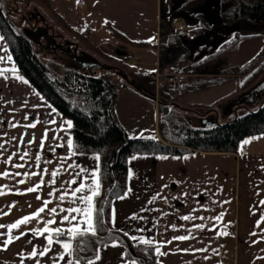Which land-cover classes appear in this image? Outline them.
<instances>
[{
	"label": "crops",
	"instance_id": "obj_1",
	"mask_svg": "<svg viewBox=\"0 0 264 264\" xmlns=\"http://www.w3.org/2000/svg\"><path fill=\"white\" fill-rule=\"evenodd\" d=\"M78 5L84 11L98 15L104 22L107 21L105 23L109 28L118 30L130 39L157 42L168 29L184 33L190 38L198 32L196 21L187 20L188 16L175 15L177 17H172L168 24L163 22L160 0H79ZM200 11L210 25L201 32L207 36L219 34L220 30H213L215 24L222 23L218 4L204 5ZM242 21L235 24L233 31L246 37L231 52L235 59L227 54L226 61H223L225 64H230V59L233 64L245 62L264 43V31L260 26L257 28L256 23H252V28L250 26L245 30L243 25L246 24H242ZM116 47L129 52L121 44H116ZM151 49L156 53V49ZM8 55L11 53L5 42L0 40V57H4L0 60V70H3V75H0V144H4V148L0 149V173L7 170L13 174L37 172L40 175L30 179L24 176H0V188L6 193L0 195V225L4 226L0 227V264H37V261L40 264H53L54 260L58 264H67L68 260L76 259L63 253L62 244L48 245L46 237L49 233L43 230L45 227L51 231L56 227L68 229L73 224L82 225L79 213H75L77 221L69 223L61 219L68 213L60 212L59 209L84 208V204L78 200L73 204L70 198L60 201L58 196L68 191V182L73 179L78 183L93 182L91 173L98 168V155L95 152H75L69 149L67 140H72V135L68 131L67 122H72L71 118L47 102L17 70L14 59L7 60ZM127 56L130 63L146 64L139 55ZM205 66L207 63L201 67ZM204 71L202 73L209 76L219 70ZM17 76H22L28 83H23ZM124 89L136 93L134 95L141 99L142 95L132 88ZM157 117L156 111L150 126L151 132L143 136L161 138ZM196 118L193 119L194 123L202 122V118ZM52 120L55 123H50ZM33 123L36 127H27ZM13 124L17 126L12 127ZM46 132L47 139L41 148V140ZM30 140H34V143L29 144ZM24 152L28 156L21 161L19 156ZM13 153L17 155L12 156ZM37 155L40 156L39 167L35 161ZM9 156H12L11 163H4ZM21 163L25 167H13ZM126 164V189L111 201L110 222L114 210L116 228L128 233L130 239L132 236L142 237L153 241L155 248L160 247L164 254H156L158 264H264V221L257 225V221L264 217V204L261 203L264 201V129L242 137L236 150L188 149L180 153H135L127 157ZM60 168L62 171L56 177V183H49L52 180L50 173ZM81 168L87 171L81 172ZM42 169L48 171L45 173ZM129 172L132 173L131 177ZM41 177L45 183L40 189L27 192L26 189L38 184ZM20 179H25L26 183H17ZM76 186L78 184L71 185L72 188ZM126 192L125 199H118ZM43 201H50L48 209L57 208L55 216L46 209L27 224L15 229L8 228L17 220L35 213L43 206ZM134 215L136 218H132ZM186 215L193 219L183 220L182 217ZM216 216H221V219H213ZM50 219L56 222L46 224ZM197 224L204 227L194 228ZM21 232L25 235H20ZM224 232L227 235H220ZM9 235L18 236L19 239L6 244ZM184 235H191L192 238L173 239ZM113 244L118 246L113 247ZM46 247L51 248L47 255L35 258L29 256L34 248L39 252ZM97 249L100 250L101 259L95 264H132L133 260L138 264L133 257L122 256V253L126 254V246L117 240L100 244ZM61 254L65 255V259H58ZM95 255L89 259L95 260ZM87 260L80 261V264H87Z\"/></svg>",
	"mask_w": 264,
	"mask_h": 264
},
{
	"label": "trees",
	"instance_id": "obj_2",
	"mask_svg": "<svg viewBox=\"0 0 264 264\" xmlns=\"http://www.w3.org/2000/svg\"><path fill=\"white\" fill-rule=\"evenodd\" d=\"M205 1L160 0L161 18L168 24L178 12L193 11L197 22L196 28L202 31L208 27L200 11V6ZM30 6L38 12L29 0H0V35L4 37L3 41L16 63L17 70L47 102L61 114L71 118L72 128L68 131L72 135L73 151L95 152L99 156V196L94 198V205L96 209H102L100 217L104 223L98 227L96 237L72 241L74 248L80 243L79 250L74 251L72 257L74 259L79 257L80 261H85L95 255L100 244L117 240L126 246V255L136 259L138 264H158L153 243L144 245L139 241H133L123 231H119L120 229L113 228L110 222L111 201L126 189L127 157L135 153H180L188 149L236 150L237 143L242 137L262 131L264 92L257 95L255 103L233 105L231 108L235 114L232 118L222 123H214V118L208 125H206L208 118H205L203 123H188L180 111L184 108L176 105V99L183 94L204 91L231 80H236L237 95L247 90L264 75V43L251 58L241 64H232L219 74L211 76L196 74L186 76L181 82H162L157 90L153 79L144 81L141 79L145 75L140 76L136 71L112 67L111 69L117 70L120 75L123 76L122 72L126 74L122 79L124 87L150 97L157 105V128L161 138L129 136L116 118L117 92L110 79L96 74L94 68H81L60 49H57V53L63 65L59 73L53 72L42 61L34 49L30 36L38 21L42 22L41 26L47 28V33L54 34L52 35L54 39L59 38L61 46L73 50L74 43L64 41L63 35L53 26H49L42 13L40 15L43 20L30 13L28 11ZM219 15L226 25L242 19L258 23L264 20V0H219ZM109 32L131 46L156 49L158 68L178 73H186L193 67L203 65L215 56L235 48L237 43L246 37L244 34L234 32L232 37L221 43L213 52L196 61H189L190 52L182 42L184 33L168 31L155 42L130 39L112 27L109 28ZM76 47L78 51L79 45L76 44ZM133 85L139 86V90ZM62 238L69 239L67 235Z\"/></svg>",
	"mask_w": 264,
	"mask_h": 264
},
{
	"label": "rangeland",
	"instance_id": "obj_3",
	"mask_svg": "<svg viewBox=\"0 0 264 264\" xmlns=\"http://www.w3.org/2000/svg\"><path fill=\"white\" fill-rule=\"evenodd\" d=\"M29 1L38 11L36 12L32 6H30L28 7L30 13H33L38 18H40V14L42 13L46 17L49 26H53L63 35L62 37L64 41L68 40L74 43H79L80 48L78 51L76 50L77 53L82 50L95 57L97 60L106 63V65H113L119 67V69L121 68V70L136 71L140 76L145 75L141 80H155V69L158 67L155 51L151 48L131 46L127 42L118 39L109 32L108 25L101 17L84 11V9L78 5V0ZM212 4H218L219 6V0H206L202 6ZM202 6H200V8ZM10 12L11 10H9V13ZM179 14L184 17L188 16L187 20L196 21V18L193 16V11L178 12L176 15ZM242 20V22H244L242 24H246V26L243 25L245 30H248L250 26L252 28L251 24L253 22L244 19ZM237 22L226 25L222 21V23L215 24L213 30L218 29L220 32L219 34L211 36L202 33L210 27L207 23L208 27L202 30V32L197 30L198 32L193 38L187 37L186 35L182 37L184 46L190 52L189 61H196L204 57L206 54L216 50L221 43L232 37L234 32H237L233 31ZM259 26L264 31V20L256 23V27L259 28ZM168 30L171 31L170 29ZM58 31L56 33H58ZM116 44H121V47L123 45L124 48L129 50V52L118 49ZM33 45L42 61L45 62L53 72L59 73L60 68L63 65L60 55L56 51H51L40 46L35 40H33ZM233 50L234 48L215 56L214 59L212 58L206 61L205 63H207V66L205 67H201L202 65H200L189 69L186 72L188 73L186 76H193L196 74L206 76L202 72L209 69L214 71L219 70L218 73H214L213 75L227 70L233 64V61L230 59V64H225L223 61H226L227 54H229L231 58H234L233 53H231ZM72 51H74V49L71 50V52ZM128 54L139 55L146 64L130 63L127 56ZM93 68L96 74L108 78L114 83L117 92L115 113L117 111V116L123 125L121 122L120 124L126 130L127 134L129 136H143L144 134L151 132L150 126L153 122L154 114L157 111L155 101L146 96H141V99H139V97L134 95L136 93L125 90L122 84V79L124 78L117 70L100 68L98 66H94ZM157 88L158 87L155 86V90H157ZM237 93L236 80H231L229 83L204 91L183 94L176 99V103L184 108L183 110H180L181 114L190 124L195 122V120H193L195 116L197 118H211L212 120L214 119L213 116H215L218 123H222L232 118L235 114L234 110H226L225 104L234 99L237 96ZM131 114L133 116H131ZM197 118L196 120L200 119Z\"/></svg>",
	"mask_w": 264,
	"mask_h": 264
},
{
	"label": "snow or ice",
	"instance_id": "obj_4",
	"mask_svg": "<svg viewBox=\"0 0 264 264\" xmlns=\"http://www.w3.org/2000/svg\"><path fill=\"white\" fill-rule=\"evenodd\" d=\"M79 2V0H78ZM107 23V21H105ZM0 40H4L3 36H0ZM7 51V50H5ZM4 57H0V60H3ZM7 60L11 61L12 60V56L8 55L7 56ZM13 71H15L13 69ZM0 75H3V70H0ZM5 79H7V77H4ZM17 79H20L23 83H28L27 80H24V78L22 76H17ZM25 119H27V117H25ZM50 123H55V120L50 121ZM12 127H16L17 125L13 124L11 125ZM27 127H36V124H29L27 125ZM67 127L68 129L72 128V122L68 121L67 122ZM47 139V132L45 133V136L42 138L41 140V148H43L44 145V141ZM21 143H23V141L21 140ZM29 144L34 143V140H30L28 141ZM245 143H249V141H245ZM67 145L69 147V149L71 150L73 147V141L71 139L67 140ZM4 148V144H0V149ZM0 155H2V153H0ZM17 155V153H13L12 156ZM12 156H9L4 163L9 164L12 161ZM28 156L27 152H24L22 155L19 156V159L21 161H23L26 157ZM138 157H133V159H137ZM97 160H99V156L96 157ZM35 161H36V166L39 167V161H40V156L37 155L35 157ZM13 167L19 169V168H23L25 167L24 164H14ZM70 167H78V165H71ZM47 169H42V172H47ZM62 171V168L60 169H56L53 170L50 175L52 177V180L48 181L49 183H56V177L58 176V174ZM81 172H85L87 171L86 169L81 168L80 169ZM99 169H94L92 170L91 176L93 179V182L91 184H85L83 182H77L75 179L69 181V189L66 192H62L59 196L58 199L60 201H65L66 199H71V203L75 204L77 202V200L84 204V208H80V207H69V208H60L59 211L60 212H65L68 213L67 215H63L62 216V221H66L71 223L72 221H77V216L75 215V213H79L80 214V219L82 221V225L81 223H77V224H73L72 227L68 228V229H64L61 227H56L54 229H52L51 231L45 227L43 232H48L49 235L46 237L47 239V243L48 245H52L53 243L56 244H62V248H63V253L66 254L67 256H72L74 254V251H78L80 248V243H77L75 248L73 246L72 241H84L85 238L87 237H96L97 234V230L98 227L102 226L104 221L102 220V218L100 217V212L102 211V209H96L95 205H94V198L99 196V179H98V173ZM40 175V173L37 172H16V173H10L9 171H4L3 173H0V176L3 177H10V176H24V177H28L29 179L32 176H37ZM76 175H79V173H77ZM132 173L129 172V176L131 177ZM17 183L19 184H24L26 183L25 179H20L17 181ZM45 183L44 179L41 177L40 181L38 184H36L33 187H28L26 189L27 192H35L38 191L40 189V187ZM73 184H78V186H76L75 188H72L71 185ZM4 187H7L6 185ZM128 191H131V189H128ZM78 193H83L82 195H77ZM0 195H6V193L3 191L2 188H0ZM49 195L51 196L52 193L50 192ZM127 196V192L125 193V195H122L120 197H118V199H125ZM37 199H40L39 196H37ZM155 199V197L153 198ZM48 203H50V201H43V206L40 207L39 209H37V211L33 214H31V216H25L20 220H17L15 223L11 224L8 226L9 229H15L18 228L20 225L22 224H27L32 218H38L40 216L41 213H44L45 210L47 209V211L49 213H51L53 216H55V214L57 213V208L53 207L48 209L47 205ZM262 204H264V201H261ZM11 207V206H10ZM5 215H7V213H4ZM223 214H221L222 216ZM221 216H216L213 217V219L215 220H220ZM132 218H136L135 215ZM183 220H191L193 219V217L191 216H183L182 217ZM200 219H203V217H201ZM262 221H264V217H261L260 221H257V225H259ZM56 221L55 219H50L48 221H46V224H54ZM111 222L113 224V228L115 227V211L113 210L112 212V216H111ZM0 227H4L3 225H0ZM174 227V226H173ZM196 229H201L204 226L202 224H197L193 226ZM35 231V230H33ZM109 231H111V229H109ZM119 231H123V230H119ZM142 231V230H141ZM39 234H43V233H39ZM125 235H128V233H124ZM20 235H25L24 232H21ZM65 235H67L69 237V239L67 241H62V237H64ZM220 235H227L226 232L224 233H220ZM253 235H255V233H253ZM191 235H184V236H175L173 237L174 240H188L191 239ZM13 239H19V237H12L11 235L8 236V239L6 240V244L7 243H11L13 241ZM132 240L134 241H139L140 243L144 244V245H151L153 243V241L151 240H147L144 238H138L136 236H132L131 237ZM262 239H264V237H262ZM256 241H254L255 243ZM167 243H171V241H168ZM108 245H105V247H107ZM113 247H116L118 245L113 244ZM204 249H201V251H203ZM51 251L50 247H46L44 248V250L42 251H37L35 248L33 249V251L29 254L30 257L35 258L37 256H45L47 255L49 252ZM99 249H96V255H95V260L93 259H89L87 260V264H95L96 261H99L101 259L100 254H99ZM155 252L158 255H163L164 253H161L160 251V247H156L155 248ZM61 254L59 255L58 259L59 260H63L65 259V255ZM126 255L125 253H122V256ZM37 264H40L39 261H37ZM53 264H58V261L54 260ZM67 264H80V258L78 257L76 260H68ZM132 264H136V261L133 260Z\"/></svg>",
	"mask_w": 264,
	"mask_h": 264
},
{
	"label": "water",
	"instance_id": "obj_5",
	"mask_svg": "<svg viewBox=\"0 0 264 264\" xmlns=\"http://www.w3.org/2000/svg\"><path fill=\"white\" fill-rule=\"evenodd\" d=\"M40 19L43 20V17L40 16ZM44 31L46 32L47 29L45 27H43ZM38 33V29H34L30 32V36L32 38V34H36ZM39 35V34H38ZM71 42V41H70ZM74 43V42H72ZM76 44L74 43V52L71 53V55L75 58L76 61L79 62L80 67L81 68H93L94 66H98L100 68H112V67H116L113 65H106L103 64L102 62H100L99 60H97L95 57L85 53L84 51H79V53L76 52ZM124 78L126 77V74L124 72H122ZM133 84V83H131ZM135 86L136 89L139 90V86L137 85H133ZM261 92H264V75L261 79L257 80L253 85H251L247 90H244L242 92H240L234 99H232L231 101L227 102L225 104V107L227 108L226 110L231 111L232 110V106L233 105H237L240 103H250V102H256L257 101V95H259ZM177 106H179L176 103ZM234 110V109H233ZM215 119L213 120L214 123H218L217 118L214 117ZM202 122H205V118H202ZM209 123H211V121H207L206 125H208Z\"/></svg>",
	"mask_w": 264,
	"mask_h": 264
},
{
	"label": "flooded vegetation",
	"instance_id": "obj_6",
	"mask_svg": "<svg viewBox=\"0 0 264 264\" xmlns=\"http://www.w3.org/2000/svg\"><path fill=\"white\" fill-rule=\"evenodd\" d=\"M41 25H42V22L38 21L36 24V27H35V29H38V33L32 34L33 40H35V42H37L40 46H43L48 50L56 51V52H57V49L62 50L71 58L72 61L77 62V64H79V62L76 61L75 58L71 55V53L74 51L71 52V50L61 46L60 43L58 42L59 38L57 39V37H56V39H54L55 37L52 36L54 34H50V33L45 32L43 29V26H41ZM48 31L50 32V30H48ZM225 109H227V108L225 107ZM214 117L215 116H213V118ZM208 121H212V119L208 118Z\"/></svg>",
	"mask_w": 264,
	"mask_h": 264
},
{
	"label": "built area",
	"instance_id": "obj_7",
	"mask_svg": "<svg viewBox=\"0 0 264 264\" xmlns=\"http://www.w3.org/2000/svg\"><path fill=\"white\" fill-rule=\"evenodd\" d=\"M186 77V73L182 72H173L168 69H155V86H159L162 82H181Z\"/></svg>",
	"mask_w": 264,
	"mask_h": 264
}]
</instances>
